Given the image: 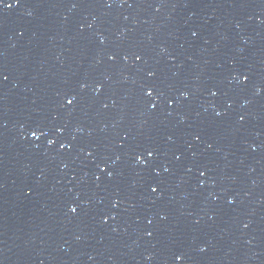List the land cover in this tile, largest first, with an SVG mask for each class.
<instances>
[{"label": "water", "instance_id": "95a60500", "mask_svg": "<svg viewBox=\"0 0 264 264\" xmlns=\"http://www.w3.org/2000/svg\"><path fill=\"white\" fill-rule=\"evenodd\" d=\"M0 264H264V0H0Z\"/></svg>", "mask_w": 264, "mask_h": 264}, {"label": "snow or ice", "instance_id": "6c2138e0", "mask_svg": "<svg viewBox=\"0 0 264 264\" xmlns=\"http://www.w3.org/2000/svg\"><path fill=\"white\" fill-rule=\"evenodd\" d=\"M140 57H137V59H139ZM247 79V77H245V80ZM152 93V90L151 89H148V94L151 95ZM69 103H71V101H69ZM49 143H51V141H49ZM149 155H152V153H149ZM156 189L154 188L153 191H155ZM72 211H75V208L72 209ZM177 260H181L182 257L181 256H177L176 257Z\"/></svg>", "mask_w": 264, "mask_h": 264}]
</instances>
